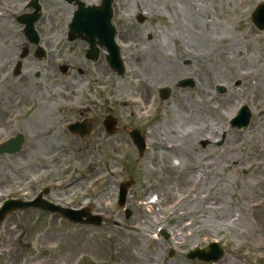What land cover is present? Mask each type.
I'll use <instances>...</instances> for the list:
<instances>
[{"label": "rangeland", "instance_id": "rangeland-1", "mask_svg": "<svg viewBox=\"0 0 264 264\" xmlns=\"http://www.w3.org/2000/svg\"><path fill=\"white\" fill-rule=\"evenodd\" d=\"M23 1L0 0V10L11 6L14 13V18H0V32L7 21H16ZM263 1L113 0L115 25L137 21V14L145 19L139 23L141 32L136 27L131 33L139 48L117 37L122 58L132 49L139 57L132 58V67L126 63L122 78L106 72L107 97L144 94L142 77L148 74L157 87L162 85L161 73L146 63L150 56L194 61L186 73L197 66L200 88L185 89L183 96L176 89L173 99L156 103L153 115L146 116L152 123L146 128L142 156L128 132L139 121L144 127L145 116L138 109L130 116L131 107L115 106L118 130L104 137L101 149L85 140L43 157L38 187L49 184L54 200L65 205H88L102 217L101 225L76 224L59 216H30L23 225L32 231L45 228L58 254L71 250L73 264H264V30L250 20ZM40 6L42 34L51 21H70L74 10L60 0H40ZM79 44L71 49L80 51ZM82 55L76 54L80 60ZM143 55L148 60L141 64ZM168 69L167 63L161 70L165 74ZM219 85L221 93L215 88ZM241 104L251 113L250 124L245 130L231 129L228 121ZM222 133L224 141L218 145ZM129 179L134 182L124 206L118 207V184ZM150 195L154 202L148 209L143 204ZM160 229L166 237L158 235ZM213 241L224 250L219 261L186 257Z\"/></svg>", "mask_w": 264, "mask_h": 264}, {"label": "flooded vegetation", "instance_id": "flooded-vegetation-1", "mask_svg": "<svg viewBox=\"0 0 264 264\" xmlns=\"http://www.w3.org/2000/svg\"><path fill=\"white\" fill-rule=\"evenodd\" d=\"M5 9L1 10L3 17L14 16L11 6ZM7 22L0 32V207L8 200L30 201L41 196L42 189L38 186L43 157L72 148L73 144L85 140L95 150L101 149L104 137L109 139L114 135L105 133L106 116H114L117 123L119 120L115 116V106L131 107L130 116L138 109L137 112L145 116V126L141 128L143 123L139 121L131 129L143 131L152 123L146 116L153 115L157 102H164L163 87H170L165 91L169 95L168 100L173 99L176 89L183 96L185 89L200 88V82L196 80L197 66L186 73L187 68L195 67L194 61H183L181 56L171 60H159V56L150 60L153 58L150 56L149 61L147 55H143L141 64L143 60H148L147 64L151 62L155 68L151 66V69L161 73L159 77L165 80L164 83L157 87L148 74V77H142L145 93L139 96L129 93V97L137 100L138 104H115L116 99L106 94L110 91L105 82L106 72L117 78L124 77L125 65L132 67L137 49L127 52L124 73L118 75L106 64L105 51L99 44H96L95 57L88 56L90 45L83 38L71 37L67 33L68 21L65 24L51 21L43 34L40 21H36V38L26 36L24 26L18 21ZM62 26L64 32L60 30ZM136 27L141 32L137 21H129L123 26L119 21L115 25L117 37L121 35L125 44L139 48L138 40L131 34ZM150 38L148 35L147 39ZM75 42L81 43L80 51L71 49ZM76 54H83L81 60ZM167 63L169 69L163 74L161 69ZM153 77L157 79L158 76ZM184 79H191L193 87H179V82ZM72 126L87 132L73 133L70 130ZM117 130L118 125L115 133ZM65 138L71 141H63ZM50 162L53 165L55 160ZM45 189L43 199L58 202L54 200L53 190ZM67 205L74 207L78 204L72 202ZM30 216L47 218L55 214L41 209L9 212L0 224V264H73L71 250L65 249L58 254L45 228L32 231L33 228L23 225L25 218Z\"/></svg>", "mask_w": 264, "mask_h": 264}, {"label": "water", "instance_id": "water-1", "mask_svg": "<svg viewBox=\"0 0 264 264\" xmlns=\"http://www.w3.org/2000/svg\"><path fill=\"white\" fill-rule=\"evenodd\" d=\"M68 2H71L72 0H67ZM79 5L78 11L74 13V16L72 18V22L70 24L71 33H83L82 28L86 26H93V28H96V31L92 33L91 38H99V40H103L109 44V53L110 56H108V60L111 61V66L113 68H120V60L118 59V54L116 51V47L113 42V28L110 26V19L112 16L111 13V0H102L101 6L99 8L94 7H82L83 4L76 1ZM37 17L29 18V21H35ZM138 20L142 21L143 17L138 16ZM252 22L255 24V26L258 29H264V3L259 4L251 16ZM90 21H98L99 24L96 25H87L86 23H89ZM101 21V22H100ZM29 29H31V26H28ZM91 28V27H88ZM100 28V29H97ZM107 33L105 34L104 32ZM93 39L91 41H93ZM222 90V89H220ZM250 114L246 107H243L238 115L233 119V123H236L239 127L244 128L249 121ZM108 128L109 125L107 126ZM110 130V129H108ZM111 132V130L109 131ZM131 136L133 138L134 143L136 144L139 152L141 153L144 149V141L143 139L136 133H131ZM131 182H124L120 186L119 190V200L118 204L121 207L124 204L125 201V195L127 192V188ZM45 208H48L52 211H59L62 215H64L66 218L72 221L81 222V223H91L94 225H99L101 223V218L98 215H90L87 214L86 211H76L71 209H60L59 207H55L52 205H43ZM6 207L0 211V220L3 218ZM86 217L85 220H82V217ZM163 235H166L163 233ZM223 252L222 249L219 247L216 243H211L206 249L202 250H195L188 254V257L190 258H198L200 260L206 261V262H213L220 259Z\"/></svg>", "mask_w": 264, "mask_h": 264}, {"label": "bare ground", "instance_id": "bare-ground-1", "mask_svg": "<svg viewBox=\"0 0 264 264\" xmlns=\"http://www.w3.org/2000/svg\"><path fill=\"white\" fill-rule=\"evenodd\" d=\"M154 198V195H150L149 196V200H151V199H153ZM146 201L143 205L145 206V207H147L148 209H150L151 208V206L153 205V203H152V201Z\"/></svg>", "mask_w": 264, "mask_h": 264}]
</instances>
